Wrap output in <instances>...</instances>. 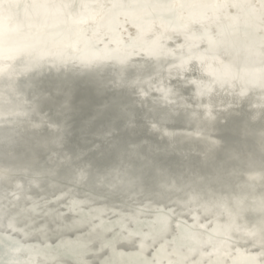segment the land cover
<instances>
[{
  "label": "bare ground",
  "instance_id": "obj_1",
  "mask_svg": "<svg viewBox=\"0 0 264 264\" xmlns=\"http://www.w3.org/2000/svg\"><path fill=\"white\" fill-rule=\"evenodd\" d=\"M87 2L92 20L79 44L69 48L62 27L50 18L0 46V65L14 68L11 78L0 76V169L10 170L8 179H0V264H99L104 254L112 256L109 249L102 254V242L129 231L136 233L135 243L117 246L114 259L121 264H247L258 255L259 234L254 240L244 236L236 225L252 223L230 221L213 207L220 193L197 174L211 166L204 158L211 133L217 141L212 160L241 154L235 167L244 191L238 186L236 192L249 203L264 195L258 167L264 154V90L258 82L264 18L258 7L247 6L258 0ZM190 57L195 76L180 73L178 82L176 66ZM123 66L135 71V94L121 84ZM232 74L247 78L246 96L237 95L244 79L233 81ZM201 75L227 79L216 98L223 116L210 127L195 86L187 82ZM177 83L180 95L172 97L167 128L175 135L161 137L147 125L139 92L147 91L151 100L161 95L156 89L176 90ZM127 107L137 111L134 131L125 127ZM54 121L63 151L80 155L94 172L108 173L120 194L105 195L107 189L92 183L64 181L54 189L34 180L48 159L41 139L45 124ZM109 123L115 136L101 146L94 132ZM132 145L135 151L126 154ZM252 158L257 167L249 173ZM153 160L167 168L164 180L148 177Z\"/></svg>",
  "mask_w": 264,
  "mask_h": 264
},
{
  "label": "snow or ice",
  "instance_id": "obj_2",
  "mask_svg": "<svg viewBox=\"0 0 264 264\" xmlns=\"http://www.w3.org/2000/svg\"><path fill=\"white\" fill-rule=\"evenodd\" d=\"M168 6L184 7L183 4ZM247 6L250 8L258 7L261 17L264 18V0H258V4L249 3ZM89 7L90 5L87 0H0V46L5 42L11 44L17 37L34 29L38 24H47L48 20L52 18L58 22V26L62 27V39L71 48L73 44H79L86 37L87 26H89L92 20V17L85 11ZM42 16L43 19L41 18ZM16 51L22 54L23 48H18ZM194 59V57H190L187 60H182L176 66L178 82L180 73H191L195 76L197 68L193 63ZM121 63L122 65L124 64L123 61ZM121 71L124 73L121 76L122 86L131 88L134 94L137 93L136 85L139 81L133 78L135 71L130 70L126 66H123ZM13 73L14 68L11 65H0V76L11 78ZM230 79L233 81L244 79V84L240 87L237 95L244 97L248 94L247 78H242L238 74H232L230 75ZM252 79L255 80L256 78L252 77ZM187 82L195 86V94L201 98V107L205 109L204 113H202L205 127L214 126L215 122L223 116V111L217 110V90L225 86L227 79L219 75L206 79L204 75H201ZM258 82L261 89L264 90V70H261ZM178 88L179 83H177L176 90L173 87L158 88L156 91L160 92L161 95L152 97L151 100L147 99L149 95L147 91L141 90L139 92V95L145 97L139 103L142 108H146L145 115L149 118L147 125L161 137L175 135L167 131V128L169 127L168 121L173 118L172 110L169 106L175 103L172 97L180 95ZM205 98L207 100L206 103ZM125 120V127L131 128L134 131L139 122L135 108L127 107ZM41 123L44 122L42 121ZM53 128L55 129L54 131H48V129ZM45 129L46 135L41 139L47 148L48 159L45 161L44 167L39 170L38 175L34 177V180L47 184L54 189L57 188V185L68 181L74 186L88 183H92L94 187L99 185L108 190L103 193L105 195L109 193L118 195L123 191L119 184L113 183L109 179L108 173L94 172L92 165L82 159L80 155L75 152L69 155L63 151V136L58 122L54 121L51 124H45ZM94 134L98 135L101 146L111 144L112 138L115 136L111 123L104 124L102 127L96 129ZM210 136L211 133L205 136L208 151L204 153V158L205 162L210 163L211 166L207 169V172L201 169V172L197 175L208 182L214 190L219 191L220 197L218 200L212 202L213 207L225 211L230 221L245 219L253 224L252 228H247L240 224H237L236 227L238 231L244 233V236L251 237L253 240L257 236V233L259 234L260 245L258 255L248 261L247 264H264V195L261 196L258 203H249L245 196L236 192L238 186L241 188V191H244L243 186L237 184L239 174L235 167V162L242 159L241 154L239 152H227L225 157H218L216 160H212L211 156L216 150L217 141L210 139ZM261 142L264 144V131L261 134ZM95 143L96 141H93V144ZM136 147V145H132L130 148L126 146L125 153L134 152ZM136 154L137 156L139 155V153ZM248 164L250 166L245 170L249 173L255 172L257 167L255 158L250 159ZM258 167L260 178L264 181V154L260 157ZM148 169V177L153 180H164L169 175L167 168L155 160L148 165ZM9 177V169H0V179H8ZM254 178V176H250V179ZM141 183H147V180L142 178ZM217 186L219 187L217 188ZM160 223L162 226L167 223L162 215ZM135 235L136 233L129 231L127 236L102 242V254H104L103 250L109 249L112 252V256L104 254L105 258L99 264H121L120 261L114 259L115 255H117V246L122 241H132L135 243L133 240ZM141 246H143L142 242ZM66 264H85V262L75 260L68 261ZM192 264H196V262L193 261Z\"/></svg>",
  "mask_w": 264,
  "mask_h": 264
}]
</instances>
